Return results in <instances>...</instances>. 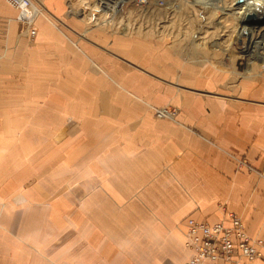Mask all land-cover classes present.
Listing matches in <instances>:
<instances>
[{"label": "crops", "instance_id": "crops-1", "mask_svg": "<svg viewBox=\"0 0 264 264\" xmlns=\"http://www.w3.org/2000/svg\"><path fill=\"white\" fill-rule=\"evenodd\" d=\"M32 2L29 41L0 0V264H185L229 213L264 241V76Z\"/></svg>", "mask_w": 264, "mask_h": 264}, {"label": "rangeland", "instance_id": "rangeland-1", "mask_svg": "<svg viewBox=\"0 0 264 264\" xmlns=\"http://www.w3.org/2000/svg\"><path fill=\"white\" fill-rule=\"evenodd\" d=\"M66 1L68 2L70 12L74 15H77L78 17L79 15L82 16V21L85 24V28L92 29L93 23L95 22H89L90 15H88V13H90V9L94 7L95 0ZM101 1H103L105 5L109 3L108 5L112 6V0ZM166 1L168 5H170L172 2H178V8L180 9H178L177 12H167L166 14L160 13L149 18L138 17L134 7L130 3H121L113 14V19L111 22L112 27H107V29H111V31L119 33L120 28H117V26H119V23L122 22L127 26L126 30L128 36L145 37L148 40L171 46L177 51L178 54L187 60L222 61L224 63L235 65L241 71L242 76H264V69L261 65L263 63L260 61L261 59H258L259 61L255 60L251 64H248V57L246 58V55L243 53V42L245 40L242 39V42L241 37H238L237 31L239 26L236 23L237 20L228 13L224 14L222 11H229V13L233 12V9L238 8L243 3L245 4L251 0H205V2L207 1V7L203 2L202 4L193 3L197 0ZM214 3H217L216 5L220 6V8L211 7ZM86 8H88V10ZM174 10H176V8ZM240 11H242V9L236 10L235 12ZM263 11L264 10L261 12ZM101 17L102 20L104 16ZM259 18L261 19L259 21V25H256L254 22L258 20V17H255L252 14L246 15L244 17V23L250 27L257 26L260 29L264 28V18L262 15ZM98 25L101 26V23L96 21L95 27ZM263 33L264 31L260 30V34H256L255 39L262 44H264ZM215 45L219 48H224L225 51L222 52L220 51L221 49H216L214 47ZM262 52H264V50H262ZM262 57L264 58V53ZM245 70L250 71V73L245 74ZM158 109H169L171 111H175V116L177 113V109L173 107L153 108L152 115L154 119H175V117L171 119L167 117H156L155 111Z\"/></svg>", "mask_w": 264, "mask_h": 264}, {"label": "built area", "instance_id": "built-area-1", "mask_svg": "<svg viewBox=\"0 0 264 264\" xmlns=\"http://www.w3.org/2000/svg\"><path fill=\"white\" fill-rule=\"evenodd\" d=\"M14 13L15 21L27 25V39L32 41L36 35L33 27V17L41 12L31 0H4ZM130 3L138 17L149 18L157 14L178 11V2L167 4L166 0H121V3ZM109 4V3H108ZM106 4L107 6H109ZM101 1L95 0L91 9L90 22L99 21L101 25L112 27L111 22L115 11L101 12ZM176 8V10H174ZM117 8H115L116 10ZM101 16L104 18L101 20ZM82 17V16H81ZM119 33L127 34L126 24L120 22L117 28ZM111 30V29H109ZM114 32V31H112ZM158 118H174L175 111L158 109L155 111ZM245 164L244 161L240 162ZM228 224L222 222L207 223L193 219L186 221V235L184 247L191 252V257L185 264H241L243 260L252 262L260 259L264 253V241L252 239L245 231L241 220L234 214H227Z\"/></svg>", "mask_w": 264, "mask_h": 264}, {"label": "bare ground", "instance_id": "bare-ground-1", "mask_svg": "<svg viewBox=\"0 0 264 264\" xmlns=\"http://www.w3.org/2000/svg\"><path fill=\"white\" fill-rule=\"evenodd\" d=\"M99 1H101V0H99ZM120 1L121 0H112L111 1L112 6H107V5L104 4L103 1H101V4H102L101 12H104V11L113 12V11H115V8H117L119 6L118 3ZM197 1H194L193 3L202 4V2H203L206 5V7H207V4H206L207 1L206 2H205V0H197ZM208 3H209V1H208ZM216 4L214 3L211 7L220 8V6H217ZM243 6H244V8H243ZM86 9L88 10V8H86ZM241 9H242V11L235 12L236 10H241ZM262 10H264V0H261V1H259V0L258 1L257 0H251L250 2H247L245 4L243 3L238 8L233 9V12L229 13V11H225V10H222V11H223L224 14L228 13L230 16L234 17L237 20L236 23L239 26L238 27V31H237L238 32V37H241V40L242 39L245 40L244 42L242 40V42L244 43L243 53L246 55V58L248 57V64H251L255 60L261 59L260 61L263 63L261 65H262V68L264 69V58L262 57V55L264 53V52H262V50H264V44H262L261 42L255 40L256 39V34H260V30L264 31V28L260 29L257 26L250 27L246 23H244V17L246 15L252 14L255 17H258V20H256L254 23L256 25H259V21L261 20L259 17L262 15L263 18H264V11L261 12ZM88 15H89V13H88ZM88 15H86V16H88ZM79 17H80V15H79ZM89 22H90V19H89ZM258 29H259V31H258ZM263 37H264V33H263ZM214 47L216 49H219V50L221 49L220 51H222V52L225 51L224 48H219L216 45ZM245 71H247V70H245Z\"/></svg>", "mask_w": 264, "mask_h": 264}]
</instances>
